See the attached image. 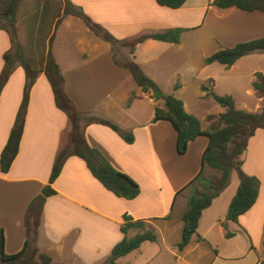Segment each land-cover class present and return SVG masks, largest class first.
I'll list each match as a JSON object with an SVG mask.
<instances>
[{
    "label": "crops",
    "instance_id": "obj_1",
    "mask_svg": "<svg viewBox=\"0 0 264 264\" xmlns=\"http://www.w3.org/2000/svg\"><path fill=\"white\" fill-rule=\"evenodd\" d=\"M70 1L120 40L171 28L186 31L179 43L149 39L137 46L134 55L129 52L126 55L113 50L109 42L96 36L81 19L67 16L62 20L53 53L64 75L67 94L85 114L107 119L134 137L128 143L109 126L82 122L87 143L99 150L114 168L137 182L140 194L133 200L115 196L93 176L81 158L71 156L53 184L56 194L45 202L37 247L52 257L51 264H104L124 238L121 225L123 216L128 215L151 224L162 252L177 259L178 264H203L201 246H210L204 236L195 235L183 251L178 250V244L184 228L182 215L191 195L188 185L201 171L208 138L199 137L189 144L186 154L180 155L177 131L172 123L153 121L156 107L164 108V102L143 92L131 73L116 60L133 59L165 94L181 99L185 110L196 116L197 110L187 105L189 99L184 90L189 78L207 66L202 27L198 28L205 23L206 12L214 11L217 20L228 24L227 35L218 37L222 45L210 53L263 38L264 12L222 10L211 5L213 0H187L179 9L161 6L156 0ZM193 47L202 54L199 66H191L188 60ZM10 48L9 35L0 30V73L3 56ZM248 56L227 68L232 70ZM24 84V69L18 67L0 96V157L22 101ZM132 94L135 97L129 102ZM197 97L202 101L205 93L199 92ZM202 129L208 130L204 125ZM69 131V119L57 108L51 85L42 74L31 90L18 155L7 173L0 169V237L3 233L6 254H17L23 249L27 240V209L48 185L55 158ZM245 153L244 172L258 176L262 184L255 205L240 216L238 224L247 226L258 219L264 234V129H258L250 138ZM177 168L182 172L180 175H175ZM179 200L184 211L176 215V223L172 217ZM137 233L131 229L127 237ZM218 233L220 240L226 239L221 224ZM144 244L119 258L117 263L130 264L123 262L124 259L140 252ZM210 256V264L232 259L219 250Z\"/></svg>",
    "mask_w": 264,
    "mask_h": 264
},
{
    "label": "trees",
    "instance_id": "obj_2",
    "mask_svg": "<svg viewBox=\"0 0 264 264\" xmlns=\"http://www.w3.org/2000/svg\"><path fill=\"white\" fill-rule=\"evenodd\" d=\"M159 5L179 9L187 0H156ZM25 0H0V30L7 32L11 48L4 54V66L0 73V96L9 78L18 67L25 72L23 97L19 106L14 125L8 141L0 157V169L7 173L16 159L24 132L26 115L31 90L40 75H45L53 90L55 104L64 112L70 123V131L63 139L61 148L55 158L49 183L42 193L29 205L26 213L27 240L23 249L13 255L6 254L4 235L0 237V264H51L52 257L41 252L37 247L38 229L41 224L42 212L47 198L56 194L53 184L60 176L65 162L71 156L81 158L90 169L93 176L119 198L133 200L140 194V186L125 173L114 168L108 160L95 148L87 143L81 123L102 124L117 132L126 142L134 141L133 134L122 130L113 122L93 115H87L77 108L65 89V78L53 53V43L56 31L62 20L67 16L81 19L85 25L98 37L109 42L113 50L127 48L134 55L137 46L149 39L179 43L186 29L171 28L157 33H143L128 39H117L106 28L95 22L85 11L74 5L70 0H61L53 5L50 0H43L30 17V22L22 24ZM211 5L218 9L237 8L244 12H264V0H213ZM264 53V37L241 42L233 47L222 48L205 59L207 65L219 63L226 67L233 66L239 59L254 54ZM117 64L126 68L137 85L150 94L155 100H162L164 108L156 107L154 122L166 120L172 123L177 131V152L186 154L188 146L201 136L208 138V146L202 156L200 173L188 186L199 184L201 191L193 188L188 198L187 209L182 215L184 223L182 240L178 250L183 251L197 234L199 221L203 211L209 208L214 198L221 195L229 185L231 173L236 171L240 184L233 197L227 221L239 223V218L247 213L256 203L260 192V180L246 174L243 170V159L248 143L258 129H264V106L257 112H249L237 108L231 95H219L209 87L202 86L213 101L224 109L219 114L217 126L203 130L201 121L185 110L184 102L172 94H165L160 86L150 78L142 68L131 58ZM179 85H176L178 88ZM252 88L260 97H264V76L256 74ZM135 97L131 95L129 102ZM213 169L219 172L217 178L205 177V170ZM225 230V237L231 238L234 233L227 230V223L219 221ZM136 229L138 233L128 238L129 230ZM121 232L124 238L112 249L104 264H118L117 260L139 249L145 242L158 240L155 229L144 220H134L131 216H123ZM200 239V237H199ZM254 249V246L251 247ZM264 264V260H259Z\"/></svg>",
    "mask_w": 264,
    "mask_h": 264
},
{
    "label": "rangeland",
    "instance_id": "obj_3",
    "mask_svg": "<svg viewBox=\"0 0 264 264\" xmlns=\"http://www.w3.org/2000/svg\"><path fill=\"white\" fill-rule=\"evenodd\" d=\"M42 1L43 0H25L22 13V24L30 22L31 15ZM50 1L55 5L60 4L61 0ZM206 15L205 23L198 25V28L202 27L200 34L203 36L204 40V53L209 57L222 49L210 53L213 48L215 50V48L218 49L222 45L223 42L219 40L218 37L224 36L225 34L227 35L228 24L217 20L214 11L206 12ZM119 51L126 55L128 53L127 48H121ZM188 60L191 66H199V62L202 63V54L193 47ZM229 69L230 68L219 63L207 65L205 70L200 71L198 74L192 76L190 74L189 84L184 90L185 95L189 99L187 105L197 110V118L201 120L202 125L208 130L217 126L218 116L224 109L209 98L206 92L201 90L202 86L209 87L210 90H213L219 95H231L235 99L237 108H241L242 110H251L250 112H253L264 105V100L259 99L260 96L255 94L256 92L251 85L252 81L256 79L257 73H261L264 76V54H252L238 62L232 70ZM199 92L205 93V97L202 101L197 97V93ZM245 158L246 153L242 156L243 161ZM177 173L180 175L182 172L177 168L175 175ZM219 176L220 174L218 171L207 168L205 177L217 178ZM255 177H257L261 183V179L258 176ZM181 179H183V177H180V180ZM239 184V175L236 171H233L226 190L222 192L220 196L214 198L211 206L203 211L196 234V236H204L203 238L210 243V246L208 244L201 246L203 264H210V254L218 250L223 256H230L232 259L227 261L222 260L217 264H259V260H264V234L261 233L258 226V219H254L253 223H247L249 227L241 223L238 224L227 221L226 219L230 203L238 190ZM193 187L201 191V186L199 184H195ZM193 187H189L191 193L193 192L192 190H194L192 189ZM180 203L179 200L175 206L172 217L176 223H178L176 215L178 216L184 211ZM217 220L226 222L227 230L234 233V236L220 240L218 233L220 222ZM149 225L152 226L151 224ZM252 246H254V249L251 248ZM134 253L136 254L130 255L122 261L130 264H178L177 259L171 258L164 251L162 252L160 244L157 242H145L142 246V250ZM134 256L136 257L134 258Z\"/></svg>",
    "mask_w": 264,
    "mask_h": 264
}]
</instances>
